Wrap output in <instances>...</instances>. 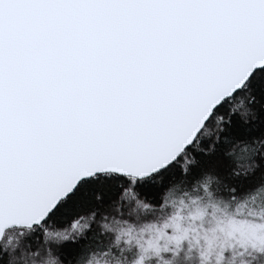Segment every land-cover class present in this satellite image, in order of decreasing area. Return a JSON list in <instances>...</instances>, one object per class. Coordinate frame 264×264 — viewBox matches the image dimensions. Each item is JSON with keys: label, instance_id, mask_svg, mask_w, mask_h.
I'll return each mask as SVG.
<instances>
[{"label": "snow or ice", "instance_id": "6c2138e0", "mask_svg": "<svg viewBox=\"0 0 264 264\" xmlns=\"http://www.w3.org/2000/svg\"><path fill=\"white\" fill-rule=\"evenodd\" d=\"M0 264H264V0H0Z\"/></svg>", "mask_w": 264, "mask_h": 264}]
</instances>
